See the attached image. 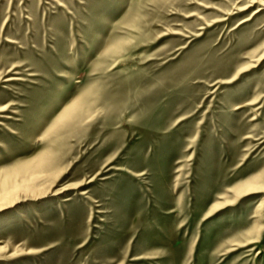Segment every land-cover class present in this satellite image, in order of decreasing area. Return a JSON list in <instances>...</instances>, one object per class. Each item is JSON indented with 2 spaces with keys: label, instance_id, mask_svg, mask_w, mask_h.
<instances>
[{
  "label": "rangeland",
  "instance_id": "1",
  "mask_svg": "<svg viewBox=\"0 0 264 264\" xmlns=\"http://www.w3.org/2000/svg\"><path fill=\"white\" fill-rule=\"evenodd\" d=\"M0 264H264V0H0Z\"/></svg>",
  "mask_w": 264,
  "mask_h": 264
},
{
  "label": "bare ground",
  "instance_id": "2",
  "mask_svg": "<svg viewBox=\"0 0 264 264\" xmlns=\"http://www.w3.org/2000/svg\"><path fill=\"white\" fill-rule=\"evenodd\" d=\"M83 95L84 94L80 95L81 97H79L77 101L73 102L60 118L61 126L65 127L66 129V132L63 134L64 139H68L72 135L73 131L77 129L79 126L85 128V125H84L85 118H87L88 114H90L94 106L90 105L88 108H85V107L83 108L82 100L85 97ZM49 149L50 150L47 149L48 150L47 153L45 152L41 156L38 157L40 158L39 159L40 166L47 167L48 165L50 166V165L56 164L57 159L55 158V154L53 152L54 148L53 149L49 148Z\"/></svg>",
  "mask_w": 264,
  "mask_h": 264
}]
</instances>
